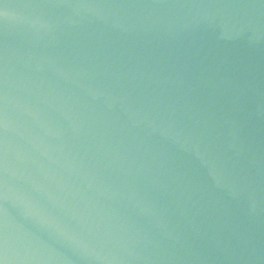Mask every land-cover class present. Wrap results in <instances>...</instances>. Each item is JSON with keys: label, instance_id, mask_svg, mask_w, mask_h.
<instances>
[{"label": "water", "instance_id": "95a60500", "mask_svg": "<svg viewBox=\"0 0 264 264\" xmlns=\"http://www.w3.org/2000/svg\"><path fill=\"white\" fill-rule=\"evenodd\" d=\"M0 264H264V0H0Z\"/></svg>", "mask_w": 264, "mask_h": 264}]
</instances>
